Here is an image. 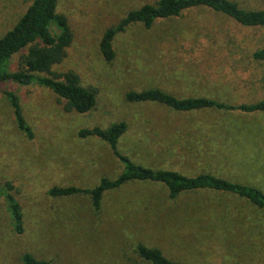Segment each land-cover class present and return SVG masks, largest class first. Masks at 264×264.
<instances>
[{
    "label": "rangeland",
    "instance_id": "obj_1",
    "mask_svg": "<svg viewBox=\"0 0 264 264\" xmlns=\"http://www.w3.org/2000/svg\"><path fill=\"white\" fill-rule=\"evenodd\" d=\"M264 10V0H233ZM33 0H0V37ZM157 0H60L74 31L65 60L54 70H76L97 104L85 114L69 112L51 89L13 80L0 90V264H24L29 252L49 264H152L138 245L160 248L180 264H262L248 259L247 228L261 224L263 209L229 192L194 190L171 199L163 183L132 181L105 192L96 210L90 195L51 196L53 186L93 188L117 178L124 165L96 136L81 128L128 124L119 150L155 169L193 176L208 172L264 192V111H178L149 101L134 103L126 92L160 88L177 97L206 96L243 104L264 96V27L248 26L211 8L185 10L149 28L134 23L114 39L107 61L100 40L126 14ZM56 32L58 29L54 28ZM17 58V57H16ZM18 60L12 62V70ZM4 89L15 92L32 136L19 129ZM13 185L10 189L9 186ZM8 195L22 206L25 230L16 231Z\"/></svg>",
    "mask_w": 264,
    "mask_h": 264
},
{
    "label": "trees",
    "instance_id": "obj_2",
    "mask_svg": "<svg viewBox=\"0 0 264 264\" xmlns=\"http://www.w3.org/2000/svg\"><path fill=\"white\" fill-rule=\"evenodd\" d=\"M59 1L33 0L15 26L0 37V90L2 83L11 80L22 85L34 84L47 87L61 98L66 111L85 114L92 111L97 104V89L84 86L80 74L74 69L63 72L54 70L65 60L68 49L74 41V31L68 17L58 10ZM201 7L226 14L243 25L264 27L263 9L247 10L233 0H157L155 4L147 3L129 11L117 26L107 28L100 40V52L107 61H112L116 57L114 39L120 30L134 23H143L151 28L157 20L180 16L185 10ZM54 28L58 29V32ZM252 58L255 61H264V46L253 51ZM14 59L18 60L16 70H12ZM4 91L10 98L19 129L32 136L20 97L13 91L6 89ZM125 96L130 102L155 101L178 111L207 108L243 112L264 111V96L257 102L238 105L206 96L177 97L160 88L130 90ZM127 129L128 124L125 121L115 122L106 128L98 125L81 128L78 131L79 137L96 136L110 146L114 155L123 163V171L115 179L102 177L100 183L93 188L56 185L49 189L50 195L57 197L87 194L91 197L93 207L99 210L106 191L132 181H143L163 183L171 199L183 192L208 189L236 194L264 208V192L257 187L208 172L189 176L179 170L155 169L133 161L119 150L120 138ZM9 188L12 189L13 185L10 184ZM0 191H3L1 186ZM8 198L16 231L23 233L25 226L22 206L11 195H8ZM138 253L152 264H180L167 257L158 247L139 244ZM22 261L24 264H49V261L39 259L29 252L22 255Z\"/></svg>",
    "mask_w": 264,
    "mask_h": 264
},
{
    "label": "crops",
    "instance_id": "obj_3",
    "mask_svg": "<svg viewBox=\"0 0 264 264\" xmlns=\"http://www.w3.org/2000/svg\"><path fill=\"white\" fill-rule=\"evenodd\" d=\"M261 209L264 210V208ZM262 214H264V212ZM262 220L263 222L261 224H264V217L262 218ZM247 229V235L249 236L250 240L248 244H245V251L249 250L253 253L248 257V259H252L251 257L254 255H258V253H264V226L258 227V224H251L250 228Z\"/></svg>",
    "mask_w": 264,
    "mask_h": 264
}]
</instances>
